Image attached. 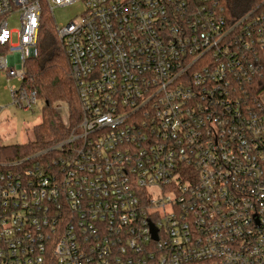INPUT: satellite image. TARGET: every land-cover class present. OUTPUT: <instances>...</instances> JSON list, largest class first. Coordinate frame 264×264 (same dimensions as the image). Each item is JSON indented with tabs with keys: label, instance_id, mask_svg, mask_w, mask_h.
I'll list each match as a JSON object with an SVG mask.
<instances>
[{
	"label": "built area",
	"instance_id": "obj_1",
	"mask_svg": "<svg viewBox=\"0 0 264 264\" xmlns=\"http://www.w3.org/2000/svg\"><path fill=\"white\" fill-rule=\"evenodd\" d=\"M259 1L237 15L227 0H0L13 103H40L27 63L46 11L82 113L66 141L0 162V264H264Z\"/></svg>",
	"mask_w": 264,
	"mask_h": 264
},
{
	"label": "trees",
	"instance_id": "obj_2",
	"mask_svg": "<svg viewBox=\"0 0 264 264\" xmlns=\"http://www.w3.org/2000/svg\"><path fill=\"white\" fill-rule=\"evenodd\" d=\"M227 1L231 7L237 8V15H240L259 0ZM27 74L28 87L36 92L42 104V121L33 129V141L0 147V162L23 160L66 141L82 119L71 63L57 34L54 19L46 11L42 15L39 53L37 58L28 61ZM248 89L250 93H260L264 82L248 85Z\"/></svg>",
	"mask_w": 264,
	"mask_h": 264
},
{
	"label": "rangeland",
	"instance_id": "obj_3",
	"mask_svg": "<svg viewBox=\"0 0 264 264\" xmlns=\"http://www.w3.org/2000/svg\"><path fill=\"white\" fill-rule=\"evenodd\" d=\"M84 11L83 4L66 8H56L53 11L55 21L60 26H67L73 21H79ZM9 28L14 32L13 43L18 41L20 30L19 17L9 22ZM19 86L17 80H8L0 74V147L5 148L17 144H25L34 140V127L42 121V104L38 103L32 111H25L13 103L10 88ZM66 116V114H64Z\"/></svg>",
	"mask_w": 264,
	"mask_h": 264
},
{
	"label": "water",
	"instance_id": "obj_4",
	"mask_svg": "<svg viewBox=\"0 0 264 264\" xmlns=\"http://www.w3.org/2000/svg\"><path fill=\"white\" fill-rule=\"evenodd\" d=\"M154 238L157 239V236H156V232H155V230H154Z\"/></svg>",
	"mask_w": 264,
	"mask_h": 264
}]
</instances>
